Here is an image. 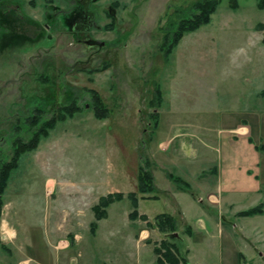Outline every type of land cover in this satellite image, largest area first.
<instances>
[{
    "label": "rangeland",
    "instance_id": "1",
    "mask_svg": "<svg viewBox=\"0 0 264 264\" xmlns=\"http://www.w3.org/2000/svg\"><path fill=\"white\" fill-rule=\"evenodd\" d=\"M193 1L0 0V163L10 159L15 137H30L24 118L35 106L50 111L74 97L82 106L57 122L35 150L22 154L11 172L2 197L15 207L13 213L9 205L11 216L20 219L19 230L42 223L44 215L51 225L57 218L67 223L70 184L79 202L104 195L109 181L120 183L122 191L132 189L118 174L120 167L136 183L146 143L166 138L176 123L191 124L197 132L189 141L208 159L204 165L232 138L226 129L241 120L257 132L253 142L264 143V9L256 0H238L235 10L220 0L210 22L185 33L165 57L160 47L166 27L171 18L187 16ZM103 65L107 69L93 71ZM158 85L165 97L160 106ZM88 88L109 108L107 118L94 117ZM252 157L264 159V149ZM250 172L260 173V167ZM131 210L127 198L111 204L109 219L93 238L89 209L81 231L93 250H119L120 244H106L103 237L135 232ZM178 231L184 234V228ZM122 247L135 252L130 241ZM7 249L0 246V264L13 262ZM130 257L124 255L123 262L131 264Z\"/></svg>",
    "mask_w": 264,
    "mask_h": 264
},
{
    "label": "crops",
    "instance_id": "2",
    "mask_svg": "<svg viewBox=\"0 0 264 264\" xmlns=\"http://www.w3.org/2000/svg\"><path fill=\"white\" fill-rule=\"evenodd\" d=\"M158 117L154 129L158 127ZM175 125L177 127L169 136L145 145V162L154 183L151 194L145 195L154 197L142 198L138 194V215H146L149 221L161 212L175 217L178 229L184 228V234L178 231L179 251L186 259L184 264H264V208L258 214H239L264 202V159L252 157L258 148L264 149V143L253 142L257 132L247 120L229 126L226 130L232 138L226 141L223 150L216 147V158L204 165L208 159L200 157L189 141V138L198 136L197 132L194 133L191 124L181 122ZM251 166L260 167V173L251 174ZM118 174L124 183H132V189L122 191L120 183L109 181L103 185L105 194L119 191L126 195L136 190L137 180L133 182L125 165L120 167ZM169 175L181 178L182 183L174 182ZM70 186L72 203L65 206L70 215L67 223L63 224V219L57 218L55 225H51L52 219L44 215L42 223L26 226L23 231L18 229V215L11 216L10 207L13 213L15 207L2 197L0 246L11 250L12 264H125L124 255L131 256L126 259L131 264H158L153 248L164 234L157 228L142 226L146 221L140 218L130 220L128 217L135 232L124 235L120 231L118 236L103 237L106 244H120L119 250L110 248L113 254L93 250L81 231V218L102 195L92 202H79L78 192L73 185ZM141 204L148 205L142 208ZM109 206L106 217L97 220L94 233L90 231L92 221L89 223L93 238L100 224L109 219ZM56 208L62 210V207ZM150 211H153L152 215ZM126 241L134 245L135 252L126 253L127 249L122 247Z\"/></svg>",
    "mask_w": 264,
    "mask_h": 264
},
{
    "label": "trees",
    "instance_id": "3",
    "mask_svg": "<svg viewBox=\"0 0 264 264\" xmlns=\"http://www.w3.org/2000/svg\"><path fill=\"white\" fill-rule=\"evenodd\" d=\"M220 0H195L189 7L190 13L187 16L179 18H171L169 21L164 36L163 42L161 43V49L164 51L165 57L169 56V53L177 45L182 36L185 33L197 30L200 26L210 22L211 15L216 11ZM238 0H228V6L235 10L238 8ZM256 7L258 9H264V0H256ZM183 13L184 10L180 9L179 14ZM175 14L177 12L175 11ZM260 27L264 29V24H260ZM107 69L106 65L100 68H94L93 71H102ZM90 98V108L93 111V115L97 119H104L109 116V108L104 103L103 99L99 95L98 91L94 88L87 89ZM264 96V88L261 91ZM155 100L157 105L162 101V94L160 86H156L155 89ZM82 106L77 102V98L74 97L67 103L52 108L50 111L42 104L35 106L33 113L24 118V123L30 129L31 135L28 139L23 140L21 137H15L12 140V154L9 160L0 163V214L3 205L2 195L7 186V182L10 178L11 172L17 168L19 158L22 154L28 151L35 150L40 143L41 139L48 137L50 130H52L57 122L65 121L80 112ZM48 113V114H47ZM155 118L156 112H153ZM157 120V118H156ZM154 122V126L156 124ZM16 128L21 129L20 125ZM170 178L176 183H182V179L169 175ZM136 190L130 191L126 195L122 192H111L102 195L98 198L97 202L91 207L94 220L90 223V231L94 233L97 227V220H100L107 215L106 208L115 201H120L124 197L130 200L132 210L129 212L128 217L130 220L140 218L146 221V225L150 228H157L161 233L164 234V238L161 239L154 246V252L157 255L158 264H179L182 262L186 263L185 257L179 251V233L177 232V221L173 215L168 212H161L157 214L153 221H149L146 215H138V194H141L142 198H151V194L154 189L152 173L147 169L146 163L138 167L136 175ZM264 208V202H260L257 205L240 211V215H253L262 213ZM186 228V232H187ZM177 233V236H174Z\"/></svg>",
    "mask_w": 264,
    "mask_h": 264
},
{
    "label": "flooded vegetation",
    "instance_id": "4",
    "mask_svg": "<svg viewBox=\"0 0 264 264\" xmlns=\"http://www.w3.org/2000/svg\"><path fill=\"white\" fill-rule=\"evenodd\" d=\"M82 5H83V6L85 5V1L82 2Z\"/></svg>",
    "mask_w": 264,
    "mask_h": 264
},
{
    "label": "water",
    "instance_id": "5",
    "mask_svg": "<svg viewBox=\"0 0 264 264\" xmlns=\"http://www.w3.org/2000/svg\"><path fill=\"white\" fill-rule=\"evenodd\" d=\"M174 236H177V233H174Z\"/></svg>",
    "mask_w": 264,
    "mask_h": 264
},
{
    "label": "built area",
    "instance_id": "6",
    "mask_svg": "<svg viewBox=\"0 0 264 264\" xmlns=\"http://www.w3.org/2000/svg\"><path fill=\"white\" fill-rule=\"evenodd\" d=\"M242 264H244V263H242Z\"/></svg>",
    "mask_w": 264,
    "mask_h": 264
}]
</instances>
